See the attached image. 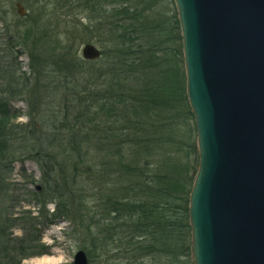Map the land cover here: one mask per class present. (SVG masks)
I'll return each mask as SVG.
<instances>
[{"label": "trees", "instance_id": "obj_1", "mask_svg": "<svg viewBox=\"0 0 264 264\" xmlns=\"http://www.w3.org/2000/svg\"><path fill=\"white\" fill-rule=\"evenodd\" d=\"M37 1L40 9L28 17L30 23L0 32V194L12 164L31 159L53 195L47 189L32 194L41 203L39 213L23 211L22 234L4 235L0 264L47 253L42 227L60 218L71 222L73 234L89 239V264L94 257H101L100 264H191L188 210L198 165L196 132L183 68L180 80L179 66L174 64L175 73L158 57L166 53L162 32L171 37L160 17L163 0H54L55 10L94 13L103 7V18L86 28L90 36L76 38L74 45L68 23L61 29L63 20L47 6L51 0ZM1 8L3 0L0 16L6 14ZM92 32L101 57L83 60L77 48L92 40ZM24 50L29 72L17 63ZM104 71L114 81L108 83ZM15 99H29L26 123H15L21 114L9 106ZM86 175L96 176L97 184H89ZM89 189L97 190L98 210L88 208ZM13 221L0 220V233L14 227Z\"/></svg>", "mask_w": 264, "mask_h": 264}, {"label": "water", "instance_id": "obj_2", "mask_svg": "<svg viewBox=\"0 0 264 264\" xmlns=\"http://www.w3.org/2000/svg\"><path fill=\"white\" fill-rule=\"evenodd\" d=\"M173 2L198 150L191 262L264 264V0ZM81 56L100 49L86 43ZM72 264H88L86 253Z\"/></svg>", "mask_w": 264, "mask_h": 264}, {"label": "rangeland", "instance_id": "obj_3", "mask_svg": "<svg viewBox=\"0 0 264 264\" xmlns=\"http://www.w3.org/2000/svg\"><path fill=\"white\" fill-rule=\"evenodd\" d=\"M37 0H3L4 8H1L2 11H5L6 14H2L0 16V32H4L5 29H9L13 32L16 27L26 26V20L29 22L28 17L34 15L39 9L40 6L37 4ZM20 2L25 10V15L19 16L16 11L15 3ZM37 4V5H36ZM50 9H54V17H58L59 20H63L61 29L65 26L64 23H68L66 26V30L69 31L70 35L68 36L69 42L74 45L76 38H84L85 36H90V32L86 29L89 26V23H96L95 18L102 14L103 7L98 11L91 13L90 10H79V8H69V9H61L57 8L55 10L54 0H51L50 3L47 5ZM105 6V5H104ZM160 10L162 11V15H160L161 20H164V28L170 29L171 37L169 35L166 36L165 31L162 32V40H166L163 44V47H166V53H162L161 51L158 52L159 55L166 59V66L173 68L174 64L179 66V75L178 77L181 80V67L183 68L184 73V80H185V69H184V62H180V57L182 56L183 61V54H182V45H181V36L179 30V24L175 25V18L177 19V12L175 8V4L173 0H163V4L161 2ZM111 5L106 7V9L110 8ZM164 10V11H163ZM94 16V17H92ZM91 17V18H90ZM27 18V19H26ZM103 15H101V19ZM55 22V19L51 20L50 22ZM178 21V20H177ZM30 23V22H29ZM168 25V27L166 26ZM164 33V34H163ZM93 37L90 42L82 43L75 48H77V54L81 58V47L86 43H92L101 51V46L96 39L95 32H92ZM95 36V37H94ZM2 46V45H1ZM101 57V55H100ZM99 57V58H100ZM97 58V59H99ZM96 59V60H97ZM29 57L28 51L24 50L21 52L20 55L17 57V63L20 66L21 72H29ZM105 70V64L101 68ZM175 71V70H174ZM105 76H106V71ZM176 73V71H175ZM117 75V74H116ZM173 75L171 74V77ZM107 74V82L114 81L109 77ZM117 78V77H116ZM174 86V85H173ZM53 90V88H50ZM166 97V95H165ZM174 99V97H173ZM9 106L11 111H19L21 114L15 119V123H26L28 121V116L30 115L31 108L29 99H15L9 102ZM183 115L179 114L178 118L182 119ZM177 118V120H179ZM188 124L192 123L193 120L187 119ZM190 122V123H189ZM179 128L183 129V124L179 121ZM96 176L94 175H86L84 179L93 186L97 184L95 180ZM1 183L2 187L5 188L4 191L0 194V220L8 218L13 221L16 225L12 227L10 230H3L0 233V243L4 241V235L6 233H11L12 237H18L22 234L20 227L22 226L21 216L23 211H29L31 216H37L38 210L40 208L41 203L36 202L32 196L36 192H45L47 189V193L49 197L52 196V189H49L46 185H44L42 181V171L38 164V162L25 159L24 161H15L12 164V169L9 174L3 178ZM85 186L88 187V184L85 183ZM42 188L44 190L42 191ZM97 191V190H96ZM94 189L86 190V202L91 208L90 210H98V205L94 202V198L97 196L95 195L96 192ZM95 203V206H94ZM54 208V202L49 200L48 203L45 205V210L50 213ZM72 224L67 219L60 218L54 220L52 223H48L42 227V236L41 242L47 248V253L29 257L23 259L21 264H70L72 263L74 254L78 250H83L86 254L89 251H92L90 248L89 239L82 236H77L72 233ZM84 248V249H82ZM1 257L0 255V262ZM101 257H98L92 262V264H100ZM3 264L5 262H2Z\"/></svg>", "mask_w": 264, "mask_h": 264}]
</instances>
